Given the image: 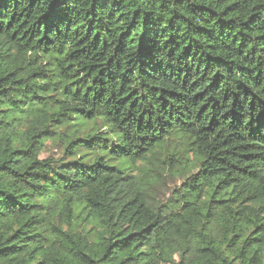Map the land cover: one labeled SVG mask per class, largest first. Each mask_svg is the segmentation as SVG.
<instances>
[{"label":"trees","instance_id":"16d2710c","mask_svg":"<svg viewBox=\"0 0 264 264\" xmlns=\"http://www.w3.org/2000/svg\"><path fill=\"white\" fill-rule=\"evenodd\" d=\"M0 264H264V0H0Z\"/></svg>","mask_w":264,"mask_h":264},{"label":"rangeland","instance_id":"374dc122","mask_svg":"<svg viewBox=\"0 0 264 264\" xmlns=\"http://www.w3.org/2000/svg\"><path fill=\"white\" fill-rule=\"evenodd\" d=\"M60 153H61V149L59 147H56L54 145H51L50 143H47L45 151L41 154L40 158L41 159H45V158H49V157L56 158V157L60 156ZM168 190L169 189L166 187L159 188L156 191L158 198L160 200L165 201L168 198Z\"/></svg>","mask_w":264,"mask_h":264}]
</instances>
